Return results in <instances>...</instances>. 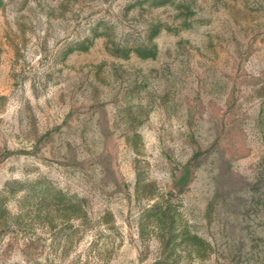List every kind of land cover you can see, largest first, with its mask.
Segmentation results:
<instances>
[{
	"label": "rangeland",
	"instance_id": "rangeland-1",
	"mask_svg": "<svg viewBox=\"0 0 264 264\" xmlns=\"http://www.w3.org/2000/svg\"><path fill=\"white\" fill-rule=\"evenodd\" d=\"M0 264H264V0H0Z\"/></svg>",
	"mask_w": 264,
	"mask_h": 264
}]
</instances>
